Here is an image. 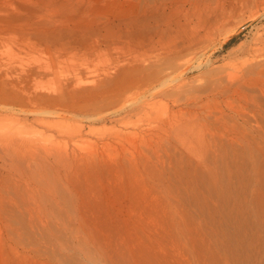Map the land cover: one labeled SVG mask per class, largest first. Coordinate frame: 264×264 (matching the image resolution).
<instances>
[{
  "label": "rangeland",
  "instance_id": "obj_1",
  "mask_svg": "<svg viewBox=\"0 0 264 264\" xmlns=\"http://www.w3.org/2000/svg\"><path fill=\"white\" fill-rule=\"evenodd\" d=\"M234 1L0 0V75L41 97L4 114L78 85L97 113L0 116V264H264V113L226 132L218 82L264 19Z\"/></svg>",
  "mask_w": 264,
  "mask_h": 264
},
{
  "label": "bare ground",
  "instance_id": "obj_2",
  "mask_svg": "<svg viewBox=\"0 0 264 264\" xmlns=\"http://www.w3.org/2000/svg\"><path fill=\"white\" fill-rule=\"evenodd\" d=\"M235 1L234 2L237 3V0ZM260 7L262 8L264 7V0H246V3H241L239 10L240 12L246 11V12L252 13L253 14L251 15L252 20H258L260 18L264 19V8L261 10L262 12L260 11L261 13L259 12L260 14L258 13V10H260L259 9ZM237 16H236V19H232V20L237 21L236 23L238 24L240 20L238 22ZM249 18L250 17H248V19ZM245 19L247 21V18ZM224 20L225 21L228 20V17L227 18L225 17ZM224 20H221V21H224ZM249 20L251 21V19ZM259 21L260 20H258V23ZM238 25H240V23ZM222 29L227 30L228 27L223 28L222 26ZM231 33L233 34L234 31ZM244 46H243V50H240L239 56L234 58L232 62L230 61L231 62L230 64L228 63V65L221 67V71H219L220 78L218 82L220 83V86H221V92H222L221 98H223L222 105H221L222 107L220 110V119H221L220 122L222 124L221 127L226 132L235 133V134L236 132L241 131L242 130L241 128L243 127V126H239L238 124H236L238 123L239 118L235 112V108H238V106H240V105L235 106V104L239 102L241 99L245 100L246 103L247 101H250L253 104V106L257 107L258 110H262L261 112L264 113V33L257 35V37H255V39L253 40V44H251L246 49H244ZM14 79H12L8 73H4L0 75V116L1 117H2V114L4 113H9L10 116L11 114H17V113L20 114L21 112L20 108L25 102H33L41 98L40 96L31 94L28 91H26L24 88L20 87L21 83L18 81H15ZM17 79L18 78H16V80ZM25 84L24 85L22 84V85L25 86ZM93 86L90 87L89 89L82 87L80 85L73 87V89L70 92L66 93L65 95H62L61 98L48 99L47 107H46L47 109H44L43 111H34L28 115L23 113V115H21L22 117H19V118L17 117L18 119L16 120L13 119L15 120L14 123L20 124L22 122L23 123L25 122L27 123V121L29 122L30 120L28 117L29 115L32 116V119H33L30 121L40 122V124L41 122H44L49 117L83 116V117H86L87 119H94L97 116V113L95 110L96 107H95V104L93 103V99L84 100L83 97L81 96L83 93H86V92H88V94H91L92 93L91 90L94 89ZM246 93H253V94H256V96L257 95L258 96L251 97V96H248V94ZM241 108H240V111H242ZM252 108L250 107V109ZM245 109L243 108V110ZM257 109L255 110L257 111ZM5 116L8 117V115H5ZM9 118L10 117H8V119ZM12 118L10 119L12 120ZM260 118L263 121L264 118L261 116ZM44 123H42L41 126H43ZM249 129L251 130V128ZM246 130L247 128H244V131ZM257 132L259 133V131ZM60 155H61V152H60ZM55 157H57V155Z\"/></svg>",
  "mask_w": 264,
  "mask_h": 264
}]
</instances>
